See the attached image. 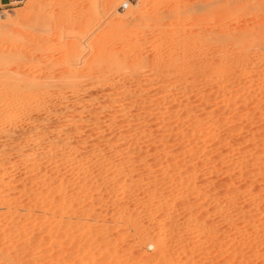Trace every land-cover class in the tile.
Wrapping results in <instances>:
<instances>
[{
    "label": "rangeland",
    "instance_id": "1",
    "mask_svg": "<svg viewBox=\"0 0 264 264\" xmlns=\"http://www.w3.org/2000/svg\"><path fill=\"white\" fill-rule=\"evenodd\" d=\"M158 1L1 0L0 69L24 64L32 76L54 75L57 86L40 104L0 106L8 121L0 126V264H264V55L223 75L195 66L179 76L160 64L84 94L64 83L68 67L95 66L93 42L106 40L110 20L116 31L127 9L151 18L184 9L192 20L205 9L207 21L224 6ZM108 34L107 49L123 42ZM62 45L76 56L60 71ZM4 81L0 100L13 95Z\"/></svg>",
    "mask_w": 264,
    "mask_h": 264
},
{
    "label": "bare ground",
    "instance_id": "2",
    "mask_svg": "<svg viewBox=\"0 0 264 264\" xmlns=\"http://www.w3.org/2000/svg\"><path fill=\"white\" fill-rule=\"evenodd\" d=\"M146 1L147 0H145V2ZM184 1L187 2L188 0H183L182 2L184 3ZM189 1H191V0H189ZM208 1H210V0H207V2L205 0L206 3H208ZM220 1L219 0L217 1L218 3L219 2L221 3V4L219 3V5L216 4L217 2L213 3V4L217 5V6H220V8H221L222 0H220ZM114 2L118 4V2H120V0H114ZM145 2L142 3V4L145 5ZM158 2H160V1H158ZM177 2H178L177 6H179V7L180 6L182 7L184 5L183 3H182V5H179L181 2L175 1L173 3V4H175L174 5L175 7H176V3ZM224 2H223L224 6L221 8L222 10L220 8L219 9L221 11H223V9H224L223 12H225V13L221 14V15H223V17L222 16L221 17L218 16L217 20H215V18H214V21H216V22H212L211 18L214 17L213 14H215V12H218L217 10H214V13L212 14L211 18H209L211 21L208 20V19H207V21H204L205 15H202V14L206 13L204 11L205 9L204 10L201 9V12H199V14H200L203 11V13L200 14V16H199L200 19L197 16L198 20H196V18L194 20L191 19L192 15L195 16V17H196V15H195V12H194V14H192V12H191V11H194V8H193V10L189 9L190 10L189 12H191V14H192L191 17H190V14H189V17H190L191 21H188V19H184V18H182L183 20L182 19L178 20L179 15L184 12V9H183V12H182L181 8H178L179 11L181 9V13L179 12L180 14L178 15V17H177V14H178V12H177L178 10L177 9H176L177 10L176 11L175 8H174V10H173V11H175L174 13H172V11H171V13L175 15V17H176L175 19H173L174 15H172V14L170 15V13L169 14H164L161 11V14H160V10H163L162 8L160 10L159 9H157V10L153 9V11L150 10V12H152L151 15L153 14V16L156 15V14L162 15V17L161 16L159 17V16L156 15L157 17L154 16L153 18H151L152 16L150 17L149 15L146 16L145 15L146 13L143 15L144 17L141 16L143 13L140 11L141 9L139 7H138L139 9L136 8L137 13L134 12V10H132V11H127L129 9L125 10L127 13L124 12V14L122 16H120L119 19L116 21V25H117V28H118V29H116V31H119V32L116 33L115 29H112V27H113V25L115 23L113 22L114 24L111 26L110 25L112 23L111 20H110L111 23L108 21L109 22V26L111 28L109 29L107 27L109 31L111 29H112V31L113 30L115 31L116 34L115 35L113 34L112 36H116L118 34V36L121 35L119 38L123 37V42L124 43L122 42V40H119L120 45H122L121 43H123V47L122 48L118 47L120 49H118L116 47L117 49H115L114 48V44L118 41V39L116 37H115V39H113V37L111 35H109L110 33H112L111 31L108 34V32H109L108 30H106L107 33L104 32L105 30L104 31L102 30V33L104 32L103 35L106 33L105 36H104V38L106 40L103 38V41L105 40L104 42H106L107 40H110L109 36L112 37L113 42L116 39H117V41H115V43L113 44V48H111L112 44L109 43L112 40L108 41V44H106V45L110 44L111 47L108 46V49H107V47L104 44V42H101L102 41L101 33H100L99 36L96 35L97 36L96 38L99 37L98 41L101 39L100 40L101 43L100 42L97 43V41L93 42V43L97 44V46H96V51H97L96 56L94 55L93 52L91 53V54H93L94 57H96L95 59H93V60H95V64L90 63V62L89 63H90V65L93 64L95 66L92 65L93 67L90 66V68L86 67L85 69H88L87 71H84V70L81 69V73H77L76 70H70L73 67H71L69 65L71 67V68H69L67 63H65V62H69V61H66L68 59L71 62V59H72L71 56H73L74 54L71 55L72 53H70V52L72 50H69L70 52L66 54V52L64 51L63 48H65V50H67L68 48L64 47L63 46L64 44L62 46H59V48H60L59 50H61V47H62V49H63L62 51L64 52V53H61V55L63 56L62 57L63 59H61L62 62L58 61L59 62L58 64L62 63V64H60V65H62V68H59V70L62 71V69L64 68V66H63L64 63H65V66L67 65V67L69 68V70H68V68L65 67V69L67 68L66 71H68V72L65 73L66 76H64V78H63L64 79V83L69 84L70 88L73 91H75L77 93H81V94L83 93L84 94V93H87V91L89 92L91 89H99L101 87H104V85H105V87H107L106 85H108V86L112 85V84L116 83V81L120 80L122 77H126L127 75H130L131 73L130 74L127 73V75H126V70H131V72L135 70V72L134 73L132 72V73H133V76L134 75L136 76V74H135L136 72L140 73V71L138 72L136 70H139L140 68L144 67V69H145V67L147 68V66H153V68H156L157 65H158V67H160L161 66L160 64H162V66H161L162 70H165L166 68H164V67H167V65H169L168 66L169 69L171 68L170 65H174L177 68H179V70L176 68L177 69V73H178L176 75H179V76L181 74H183V76L185 74H191L192 72H194V67L195 66H200V71L202 72V74L203 73L206 74V73L211 71V72H215V73H217L219 75H223L224 73L227 72V70H231L233 66L234 67L235 66L241 67L242 65H245V63L248 64L247 61H249L252 58H254L253 61H255V59H257V60L260 59L264 55L263 54V52H264V0H224ZM115 3H114V5L116 6L117 4H115ZM199 3H201V2H199ZM202 3H203V1H202ZM108 4H111V2L108 3ZM120 4H121V2H120ZM173 4L170 6L171 8L173 7ZM190 4H191V2H190ZM153 5L154 4H152L151 6L153 7ZM200 5H202V4H200ZM137 6H138V4H137ZM156 6H157V4H156ZM206 6H207V4H206ZM185 7L187 8V6H185ZM209 7H212V5L209 6ZM108 8H109V6H108ZM112 8H114V7H112ZM189 8H190V5H189ZM106 9H107V6H106ZM131 9H133V8H130V10ZM143 10L144 9L142 8V11ZM146 10H147V8H146ZM155 10H156V12H154ZM167 10L169 11V9H167ZM167 10H166V12H168ZM138 11H140L142 14L140 15V12L138 14ZM186 11H188V10H185V12ZM221 11H219L218 13L220 14ZM154 13H156V14H154ZM162 13L165 15V17H163L164 15ZM209 13H208V15H209ZM166 15H168L167 17H169V15L171 17L173 16V18H172L173 20L169 19L170 17L167 19ZM182 15H185L186 18H189V17H187L188 16L187 14L183 13ZM224 15H225V17H224ZM116 17H118V14H117V16H115V18ZM180 17H181V15H180ZM201 17H203V19ZM221 18L222 19L224 18L225 20H222ZM8 21L9 20H7L5 22H7L8 24L10 22H13V20H11V19H10V22H8ZM0 24L3 25L4 23L2 21H0ZM137 25L138 26L141 25L142 27H144L143 29H147V30H142L141 29L142 27L138 28ZM47 26H48V24H47ZM106 26H108V24ZM132 27H133V29H135V28L137 29L138 28V29H140V31L133 32L134 30L132 29ZM145 27H147V28H145ZM113 28H116V27L114 26ZM44 30L45 29H43V31ZM43 33H46V32H43ZM43 33H41V34H43ZM107 34L109 35V36H107L109 38H106ZM47 35H48V33H47ZM57 35L56 34L54 35V36H56L55 38H58ZM103 35H102V37H103ZM54 36H53V39H54ZM96 38H94V41L97 40ZM119 42H117L116 45L119 44ZM68 44H69V42H68ZM41 47H40V49H41ZM44 47H46V46L44 45ZM70 47H72V44H71ZM148 47H150L151 49L149 48L147 50ZM40 49H36L34 51H37V50L40 51ZM19 50H20V48L18 49V51ZM92 50H93V48H92ZM23 51H24V49H23ZM46 51L45 50H41L42 54L40 52L39 53H40V55H43V54L45 55ZM96 51H94V52H96ZM147 51H148V53L146 54ZM15 52L16 51H14V54H15V56L17 55L18 59L19 58L22 59V60L24 59L23 56L20 57V55H24V53L18 52L19 53L18 54L16 52L17 53L16 54ZM149 52H150V54H149ZM7 53H8V51H7ZM28 53H31V52H28ZM39 53H37V54H39ZM11 54H12V52H10V55L8 54V58L11 57ZM64 54H65V56H64ZM2 55H5V54H2ZM67 55L70 56V57L68 58ZM75 56H73V57L75 58ZM90 56L92 58V55H90ZM6 57H5V59H6ZM30 57H32V55ZM59 57L61 58V56H59ZM65 57H66V59H64ZM261 59H260V61H261ZM10 60H13V57H12V59L10 58ZM64 60H65V62H64ZM16 61H18V60H16ZM21 61H19V64H20ZM23 61H25V60H23ZM256 61H255V63H257ZM1 62H3V60ZM87 62H88V60H87ZM14 63H13V65H14ZM26 63H28V62H26ZM89 63L86 66H89ZM16 64H18V63L16 62ZM29 64H31V63H29ZM72 64H73V62H72ZM155 65H156V67H154ZM8 66L9 65H7L4 68L0 69V76H2L3 80H5L4 82H6V83H4V85L6 84L5 89L7 88L8 90L7 89L6 90L7 91H11L13 93V95L11 97H9L10 95L7 96V95L3 94L4 97L2 95L3 98H1V100H0V106H2V107H5V108L6 107H11V108L13 107V109H14L16 107V106L13 105L14 102H16L18 100H21V105H25V104H22V101L24 103L27 98H32V101L37 102V104H40V103H38L41 100V98H42V96L40 98V95H42V93L44 94L46 92H48V93L51 92V90L54 89L57 86V83H56L57 78L54 75L53 76H50L49 74L48 75L47 74L44 75L43 72H42L43 75L41 74V75H36V76L33 75L32 76V74L29 73L31 71L30 69L29 70L27 69V71H25V69H24V71H23V69L22 70L19 69L22 66H18L19 68L16 66L17 69H19V70H16L15 69L16 67L15 68H12V67L9 68ZM30 66H32V65H30ZM44 68H45V66H44ZM148 68H152V67H148ZM38 69H40V68H38ZM41 69H43V65H42ZM171 69H170V72L174 70L173 66H172ZM33 70H34V68H33ZM44 70L45 69H43V71ZM149 70L150 69H148V71ZM72 71H76V73L72 72ZM124 71H125V73H124L125 76H123V72ZM175 71L176 70H174V72H172V73L175 74L176 73ZM78 72H80V71H78ZM120 74L122 75V77L120 79H117V76L119 77ZM56 76H58V75H56ZM1 82L3 83V81H1ZM254 82H255V80H254ZM250 84H251V82H250ZM256 90H257V88H256ZM54 91H55V89H54ZM9 94H11V93L9 92ZM49 94H47V95H49ZM59 96H57V97L60 98ZM61 98H63V97H61ZM43 100H45V99H43ZM16 103H18V102H16ZM48 106H49V103H48ZM28 118H30V117H28ZM33 120H31L32 122L31 121L30 122L31 123H35L37 121L36 119H35L36 121L35 120L33 121ZM6 121H7V118L5 116H3V114L0 115V126H1V124H4V122H6ZM27 121H29V119ZM26 122H24V123L26 124ZM6 123H8V121ZM27 123H29V122H27ZM28 125L30 126L31 124H28ZM1 127H0V129H1ZM3 131H1V132H3ZM18 131H19V129H18ZM60 131H62V130H60ZM11 132H13V130ZM14 132H16V131H14ZM2 134L5 135L4 133H2ZM7 134H10V132L8 131ZM3 135H1V137ZM5 137H7V136L5 135ZM35 165L37 167V163H35ZM37 169H38V167H37ZM6 174L7 173H5L3 175H6ZM0 176L2 178V175H0ZM6 179H7V177H6ZM6 179L4 178L3 180L6 181ZM3 180H1L2 181L1 183L5 182ZM47 186H48V184H47ZM5 188H7V187H5ZM42 191H43V189H42ZM239 210H242V209H239ZM229 216L227 217L228 219H229ZM149 237L150 236H148V237L145 236V238L142 240L143 243L148 242V241L149 242L152 241V239H150ZM234 251H233V253L235 254ZM236 251H237V249H236ZM149 259L150 258H146V260H149ZM92 261H93V259H92Z\"/></svg>",
    "mask_w": 264,
    "mask_h": 264
},
{
    "label": "crops",
    "instance_id": "3",
    "mask_svg": "<svg viewBox=\"0 0 264 264\" xmlns=\"http://www.w3.org/2000/svg\"><path fill=\"white\" fill-rule=\"evenodd\" d=\"M0 4H1V0H0Z\"/></svg>",
    "mask_w": 264,
    "mask_h": 264
}]
</instances>
